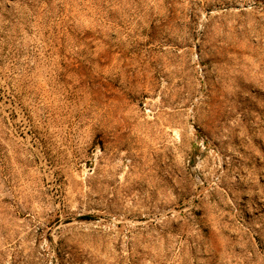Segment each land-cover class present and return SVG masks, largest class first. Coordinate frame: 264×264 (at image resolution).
<instances>
[{
  "label": "rangeland",
  "instance_id": "rangeland-1",
  "mask_svg": "<svg viewBox=\"0 0 264 264\" xmlns=\"http://www.w3.org/2000/svg\"><path fill=\"white\" fill-rule=\"evenodd\" d=\"M0 264H264V0H0Z\"/></svg>",
  "mask_w": 264,
  "mask_h": 264
}]
</instances>
